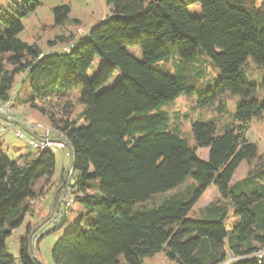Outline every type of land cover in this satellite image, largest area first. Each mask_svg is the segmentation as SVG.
<instances>
[{"label":"trees","instance_id":"16d2710c","mask_svg":"<svg viewBox=\"0 0 264 264\" xmlns=\"http://www.w3.org/2000/svg\"><path fill=\"white\" fill-rule=\"evenodd\" d=\"M105 1L110 18L68 50L48 55L18 37L22 19L39 2L13 3L10 12L0 14V98L28 105L65 136L72 171L79 173L74 199L88 215L55 243L53 263L143 264L144 258L164 252L177 264H264L258 257L264 253V154L245 138L248 124L264 118V101L252 98L264 91V80L251 83L244 70L249 59L264 67V3ZM195 4L201 6V18L189 15L188 6ZM53 14L60 26L69 21L71 8L58 6ZM135 49L141 59L131 52ZM200 51L220 80L197 94ZM172 55L180 60L174 72L160 65ZM98 57L105 63L90 79ZM116 71L120 79L103 90ZM22 74L28 76L29 91L15 100L14 85ZM225 93L244 100L233 122L222 134L211 120L193 122L194 146L178 126L168 128L169 116L160 110L182 94L205 106ZM198 149H208L206 161ZM22 161H10L0 146V264H41L31 260L28 237L20 241L18 261L7 253V241L23 226L39 192L55 185L56 160L51 152H40ZM243 163L245 177L233 182ZM188 179L192 185L171 193ZM42 180L45 187L36 192L35 183ZM211 185L220 200L201 210L204 219L189 218ZM60 194L52 232L69 212H59ZM231 211L239 222L228 230Z\"/></svg>","mask_w":264,"mask_h":264},{"label":"rangeland","instance_id":"374dc122","mask_svg":"<svg viewBox=\"0 0 264 264\" xmlns=\"http://www.w3.org/2000/svg\"><path fill=\"white\" fill-rule=\"evenodd\" d=\"M23 0H0V14L4 13L13 3L21 4ZM39 2L40 5L36 8L34 13H31L26 18L22 19L24 30L18 36L19 39L25 43L32 44L37 43L44 54L61 53L68 50L73 44L81 38H86L88 33L92 29L96 28L103 21L110 18L112 13L110 7L106 4L105 0H33ZM264 0H257V5L261 6ZM68 5L71 8V14L69 21L63 25L57 26L54 20L53 9ZM5 10V11H4ZM10 12V11H9ZM189 15L193 18H201L202 11L199 4L188 6ZM60 38L64 42L60 41ZM54 44V45H53ZM135 54V57L141 59L140 52L135 49L131 50ZM197 67L199 71H202V75L199 76L197 81L196 93H202L208 89H214L218 81L220 80L219 71L213 66L209 59L200 51L197 54ZM180 62L177 55H172L168 61L161 63L170 72H174V65ZM105 61L102 58H96L95 62L88 71V77L93 78ZM245 74L249 82L256 85H260L264 80V67H259L250 59L244 66ZM121 75L118 71L115 72L111 80L104 86L103 90L112 88ZM29 91L28 76L19 75L16 78L13 94L15 93V100L20 95L24 96ZM18 94V95H17ZM76 92L71 95L76 98ZM258 101H264V91L259 90L252 97ZM244 100L240 97L231 96L229 93H225L217 98V100L211 104L200 106L197 103L196 98H190L182 94L175 101L164 104L160 110L164 111L169 116L168 128L178 126L186 139H188L191 146L195 145V141L191 131V125L195 121L199 120H211L215 122L219 134H222L226 127L233 122L234 113L237 107ZM14 103L12 102V106ZM14 111L17 115H25L28 121L38 122V127L53 130L49 120L41 115L38 111L31 109L29 106L18 105L14 107ZM80 111V107L76 108V112ZM155 110L152 114L156 113ZM31 124V123H30ZM4 128H10V131L3 132ZM11 124L5 122L0 118V146L6 157L12 161L21 163L23 158H33L39 154V152L29 146L28 142L19 139ZM20 128H16L19 130ZM42 132V131H41ZM51 139H57L55 132H50ZM245 138L258 146L259 152L264 154V118L261 120H252L245 132ZM56 160V166L52 183H55L52 187H47L41 193L40 189L44 188V181L35 183V190L39 192V196L33 202L30 203V213L25 217L23 226L17 229L7 241V253L16 261L19 259V247L22 238L29 239L31 242V251L34 258H36L41 264H54L52 259V249L55 243L63 237L64 233L68 231L75 223L80 222L83 219L88 218L87 212L81 207L79 202L73 203L72 207L66 213L65 223L55 232H52L56 224H54V218L50 217V208L52 206V200L56 188L63 184V180L66 177L71 164V155L68 148L65 150L54 148L50 151ZM199 158L202 160L208 159V149H198ZM248 171V167L243 163L234 175V181L241 180L245 177ZM70 182L73 185L76 183L79 176L78 172H69ZM193 184L191 179L182 185L178 190L171 193H175L180 190H184L187 186ZM169 194V193H168ZM166 194V195H168ZM162 196L157 197V200ZM220 200V194L214 185H211L200 201L190 212L189 218L191 219H204L200 216L201 210L212 202ZM60 203V200H59ZM53 217V216H52ZM44 219V221H43ZM239 219L231 211L225 222L228 230H231ZM44 223V224H43ZM43 224V225H42ZM28 228L30 233L28 234ZM56 228V227H55ZM44 233L43 237L38 240V237ZM123 260V259H121ZM262 260L264 261V255ZM143 264H177L176 262L169 261L164 252L157 253L153 257H146L143 260Z\"/></svg>","mask_w":264,"mask_h":264},{"label":"built area","instance_id":"2783aa9c","mask_svg":"<svg viewBox=\"0 0 264 264\" xmlns=\"http://www.w3.org/2000/svg\"><path fill=\"white\" fill-rule=\"evenodd\" d=\"M0 116L7 121L13 122L10 124H11V127H13L14 129L13 130L11 129V130L15 132L16 136L21 140L27 141L29 146L36 149L39 153L40 152H50L54 148L61 149V150H65L66 148H68L67 143L64 141L65 136L55 131L54 129L53 130H50L48 128L43 129L33 124H28L31 130L40 131V135L34 136V137L27 135L22 129L15 131L16 127L14 126V122H18L20 126L21 125L27 126V124L23 120H17L16 112L14 111V107L12 106V102L5 103L1 100V98H0ZM7 131H10V128L3 129L4 133ZM50 132H55L58 138L51 139L50 134H49ZM69 172L72 173V170H69ZM74 192H75V188L71 184L70 176H69V178H67V181L63 189L61 190L59 212H62V208H63V211H68L72 207L75 201ZM263 255H264L263 252L260 253L258 255L259 259H262Z\"/></svg>","mask_w":264,"mask_h":264},{"label":"water","instance_id":"95a60500","mask_svg":"<svg viewBox=\"0 0 264 264\" xmlns=\"http://www.w3.org/2000/svg\"><path fill=\"white\" fill-rule=\"evenodd\" d=\"M0 118H2V117L0 116ZM2 119H3V118H2ZM3 120L6 121V122H8V123H13V122L7 121V120H5V119H3ZM21 127H22V129L24 130L25 133L31 135V132H29L28 129H26V128H25L24 126H22V125H21ZM64 141L67 143V146H68V149H69V151H70V155H71V164H70V169H69V170H73V165H74L73 153H72V150H71V148H70V145H69L68 141H67L66 139H65ZM68 172H69V171H68ZM67 178H68V173H67V175H66V177H65V179H64L63 184H62V185L56 190V192L54 193L53 200H52V206H51V213H50V217H49V218H52V216H53V214H54V209H55V204H56V196H57V194L63 189V187H64V185H65V183H66V181H67ZM43 224H44V223H43ZM43 224H42V225H43ZM29 254H30L31 260L33 261V260H34V257H33V255H32V251H31V242H29Z\"/></svg>","mask_w":264,"mask_h":264},{"label":"crops","instance_id":"0c3cea01","mask_svg":"<svg viewBox=\"0 0 264 264\" xmlns=\"http://www.w3.org/2000/svg\"><path fill=\"white\" fill-rule=\"evenodd\" d=\"M0 6H2V4L0 5ZM15 106H18V103H14V107ZM25 107H27L28 105H24ZM16 118H17V120H23V121H25L26 122V124H27V126H24L26 129H28L29 130V132H31V135L30 136H39L40 135V131H38V130H31L30 129V127H29V125L28 124H33V125H35V126H39L40 124L38 123V122H33V121H28L27 120V117L25 116V115H17V113H16ZM6 122V121H5ZM14 126L16 127V128H20V129H22V127L18 124V122H14ZM48 127V126H47ZM46 127V128H47ZM23 130V129H22ZM21 163H23V161H21Z\"/></svg>","mask_w":264,"mask_h":264}]
</instances>
